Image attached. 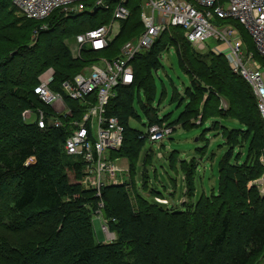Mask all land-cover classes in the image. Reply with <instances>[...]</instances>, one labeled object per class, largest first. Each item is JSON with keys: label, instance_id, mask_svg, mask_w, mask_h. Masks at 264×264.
Instances as JSON below:
<instances>
[{"label": "trees", "instance_id": "1", "mask_svg": "<svg viewBox=\"0 0 264 264\" xmlns=\"http://www.w3.org/2000/svg\"><path fill=\"white\" fill-rule=\"evenodd\" d=\"M142 2L127 1L129 16L120 22L108 48L84 50L75 58L65 41L108 23L113 4L108 10L97 7L72 16L56 9L35 20L20 15L13 0H0V264L261 263L264 197L249 182L262 172L258 156L264 146V120L253 91L232 72L227 58L213 50L196 51L181 27H169L149 50L134 58L132 84L115 87L105 106L104 116L116 117L123 127L122 146L112 155L125 158L129 170L123 183L107 184L101 190V214L115 234L112 242L95 239L92 216L100 199L82 185V160L64 151L69 129L40 128L37 121L22 119L25 109L51 112L34 92L47 68L54 71L50 89L58 92L61 83L86 64L117 55L123 43L138 35L143 30ZM168 47L174 48L189 78L185 108L173 123L188 129L195 125L193 120L200 119L198 124L210 120L209 129L219 130L228 146L218 161L217 191L210 195L193 200L198 162L181 161L184 200L175 205L155 202L135 186V166L147 137L128 125V119L136 117L133 101L136 94L141 101L142 91L148 100L143 104L148 126L172 127L150 102L155 90L153 71ZM255 56L264 64L263 58ZM67 103L77 106L72 100ZM222 120H236L237 127L220 125ZM245 146V159L238 162L239 152L233 160V149ZM149 161L145 152L140 172L144 189ZM147 193L164 197L158 190Z\"/></svg>", "mask_w": 264, "mask_h": 264}, {"label": "built area", "instance_id": "2", "mask_svg": "<svg viewBox=\"0 0 264 264\" xmlns=\"http://www.w3.org/2000/svg\"><path fill=\"white\" fill-rule=\"evenodd\" d=\"M128 0H13L20 15L29 19L41 20L58 9L64 15L92 12L94 8L109 9L112 16L108 23L77 34L73 57L80 56L84 50L101 51L108 48L120 31V22L127 19ZM215 18L226 23H213ZM140 19L143 30L123 43L119 53L113 58L99 57L86 64L73 78L60 85V91L50 89L54 71L47 68L39 77L34 92L48 106L50 114L38 109L33 112L25 109L22 119L37 121L40 128L46 126L69 129L63 142L67 155L78 157L84 165L82 185L95 191L99 203L95 214L102 217L101 190L107 184L123 183L129 178L127 160L112 155L123 142V127L116 117L104 116L105 106L114 95L118 85L132 84L134 75L132 61L149 50L160 35L169 27H181L184 38L196 49L202 51L205 41L212 37L215 46L212 50L223 54L233 73L241 76L250 86L256 98L260 117L264 120V64L256 55L264 59V0H143ZM232 21V22H230ZM43 28V27H42ZM241 29L252 38L254 49L247 46ZM78 106L72 108L67 101ZM200 123V119L197 120ZM173 128L154 124L146 134L151 143L161 141L172 133ZM157 156L163 157L158 152ZM120 167L119 161H123ZM261 174L251 180L264 197V146L258 156ZM145 196L147 193L144 194ZM155 202L166 203V199L151 196ZM101 228L108 242L115 239L109 230L107 220L102 217ZM264 264V255L261 263Z\"/></svg>", "mask_w": 264, "mask_h": 264}, {"label": "rangeland", "instance_id": "3", "mask_svg": "<svg viewBox=\"0 0 264 264\" xmlns=\"http://www.w3.org/2000/svg\"><path fill=\"white\" fill-rule=\"evenodd\" d=\"M212 22L217 24L226 23L225 20L219 18H215ZM244 32L246 35L244 39L247 46L250 50L255 51L251 36L247 31L244 30ZM65 42L70 52H73L75 47L74 39H67ZM205 44L206 47L203 51L212 50L216 43L214 38L210 37L205 41ZM115 56L101 57L113 59ZM160 62L161 65L153 71L155 90L150 101L151 107L158 110L160 118H165V124L172 123L171 126L174 129L170 135L165 136L157 143H151L147 138L144 139L135 166L133 179L135 186L139 190L141 189L140 193L142 195L150 192V189L158 190L166 195L165 199L168 205H175L183 200L184 177L180 170L181 161L185 160L189 162L194 158L198 162L194 176L195 195L193 200L202 194L210 195L212 191L214 193L217 191L218 161L228 146L224 144L221 133H218L219 130L209 129L211 127L210 120H206L201 124H198L197 120H193L195 125L188 129L173 123L185 108L187 101L185 98V87L189 85V78L181 69L178 55L174 48L168 47L163 50L161 52ZM176 94H178L177 97H175ZM181 96L184 97L182 101H180ZM139 97L141 101L137 98V94L133 101L136 117H130L128 119V125L140 131L141 134H146L149 126L143 104L148 103V100L142 91L139 92ZM220 125H224L227 128H234L237 127V121L225 122L222 120ZM14 140L15 138H12V141ZM145 152H149L150 161L147 164V187L144 189L142 188L140 172ZM158 152L163 157L159 158L157 156ZM239 152L242 154L238 158V162L240 163L245 159L247 146L241 148L235 147L231 154L233 160H236L235 155ZM169 155L172 157L170 160L168 159ZM119 163L120 167H123V164H125L124 160L119 161ZM68 174L72 178V174ZM146 196L151 199L148 193ZM101 219L102 217L99 214L92 216L95 239L100 242H108L109 240L101 228Z\"/></svg>", "mask_w": 264, "mask_h": 264}, {"label": "crops", "instance_id": "4", "mask_svg": "<svg viewBox=\"0 0 264 264\" xmlns=\"http://www.w3.org/2000/svg\"><path fill=\"white\" fill-rule=\"evenodd\" d=\"M165 196H166V195H164V198H165ZM183 200H184V197H183ZM183 200H181V201H183ZM171 203H173V202H171Z\"/></svg>", "mask_w": 264, "mask_h": 264}, {"label": "water", "instance_id": "5", "mask_svg": "<svg viewBox=\"0 0 264 264\" xmlns=\"http://www.w3.org/2000/svg\"><path fill=\"white\" fill-rule=\"evenodd\" d=\"M94 10H96V8H94Z\"/></svg>", "mask_w": 264, "mask_h": 264}, {"label": "bare ground", "instance_id": "6", "mask_svg": "<svg viewBox=\"0 0 264 264\" xmlns=\"http://www.w3.org/2000/svg\"><path fill=\"white\" fill-rule=\"evenodd\" d=\"M77 106H78V105H77ZM77 106H76V107H77Z\"/></svg>", "mask_w": 264, "mask_h": 264}]
</instances>
